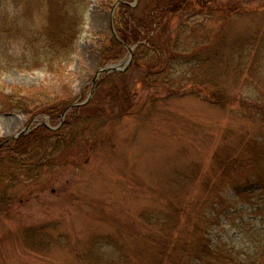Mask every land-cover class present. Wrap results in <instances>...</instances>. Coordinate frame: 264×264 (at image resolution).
<instances>
[{"label":"rangeland","instance_id":"374dc122","mask_svg":"<svg viewBox=\"0 0 264 264\" xmlns=\"http://www.w3.org/2000/svg\"><path fill=\"white\" fill-rule=\"evenodd\" d=\"M239 1L215 0V6ZM124 2L131 8L139 6L134 15L142 17L153 0ZM242 4V11L254 5L261 9L233 18L216 39V14L185 12L163 22L164 39L181 53L191 55L193 49L210 43L208 57L218 62H208L205 69L223 92H216L213 85L206 94L180 89L193 77L190 58L166 57L159 75L150 78L132 62L125 70L129 47L137 57L134 44H122L121 57L103 64L111 38L109 0H90L83 34L63 82L45 68L0 70V89L20 88L31 99L48 91L62 98L64 91V98L72 95L74 102H83L96 72L110 65L127 71L132 87L142 78L152 84L137 85L133 109L118 121L87 122L86 131L75 130L70 146L54 138L49 146L56 152L50 151L49 164L37 174L24 178L13 171L3 147L0 264H89L82 255L89 260L99 255L93 247L90 251L89 244L100 237L117 239L120 246H101L102 252L108 249L111 254L107 264L120 259L116 251L133 263L158 264L161 253L172 251L175 258L182 241L197 245L204 232L218 247L217 263L210 264H264V202L257 199L264 191L256 184L264 177V0ZM209 8L214 11L212 5ZM28 9L7 0L0 7V27L4 17L28 14L21 23L40 28V0H33ZM235 39L249 41L231 48ZM22 44L23 37L17 36L10 48ZM169 45L165 44L166 50ZM259 48L258 54L250 51ZM228 63L233 67L228 69ZM209 93L220 98L222 106L209 101ZM68 114L60 125L47 116L0 114V144L30 123L32 129L21 137L45 129L52 135L60 132L62 138ZM32 147L36 148L35 142ZM163 218L169 221L160 227ZM30 240L33 247L25 244ZM151 243L156 248H148Z\"/></svg>","mask_w":264,"mask_h":264},{"label":"trees","instance_id":"16d2710c","mask_svg":"<svg viewBox=\"0 0 264 264\" xmlns=\"http://www.w3.org/2000/svg\"><path fill=\"white\" fill-rule=\"evenodd\" d=\"M32 1L14 0V4L26 8L25 11H27L31 7ZM109 1H111L112 9L114 3L118 0ZM121 1L124 2V0ZM242 1H239L238 4L221 3L215 6V0H153L142 13V17H136L134 15L135 12L138 13L137 8L139 6L131 8L125 3H121L114 10L112 26L116 36L123 45L137 44V57H133L131 64L136 69L139 68L142 70L145 77L158 76L160 71L157 70L163 65L166 57L171 60L176 57L190 58L188 61H194L193 77L190 83L186 82L182 84L180 89L184 91L186 88H189L191 90L194 89L193 91L195 92L206 94L208 86L213 85L216 92H223L217 87L218 80L210 77L211 72H207L205 69V64L208 62V64L218 62L216 57L214 60L208 57L213 49L212 46V48L210 47L208 49L210 43H204V46H201L198 50L193 49L191 55L190 52L181 53L180 50L174 46H170L164 39V27L166 25L163 22L169 15L177 16L185 12H207L203 13V15L211 16L216 14L219 22L218 31L214 34V39H216L223 33L233 18L261 9V7L254 5L253 8L242 11ZM5 2L7 0H0V7ZM40 2L41 8H43L40 28L28 27L21 23L28 14L16 16L12 19H8L7 17L2 19L3 25L0 27V70L9 71L12 67L25 71L45 68L47 72L53 73L52 75L61 83L64 80V72L73 62L77 43L83 34L85 15L90 7V0H40ZM210 5L213 6V12L208 10L210 9ZM139 29H142L144 32L142 33ZM162 29L164 34L162 33L161 35L160 32ZM17 36L23 37V44L20 48L11 50L10 41L14 40ZM109 41L110 44L107 45L104 51L105 57H103V64L116 61L124 51V46L117 42L112 32ZM248 41L245 40L246 43H244L239 39H235L232 42L231 48L245 46ZM164 43L169 45L171 49L166 50ZM152 47L153 49H151ZM250 51L255 52L254 55L260 53V51L262 52L261 48L256 50L250 49ZM212 60L213 62H211ZM230 61L228 60V62ZM233 65V63H228L227 68L230 69ZM126 74L127 71L102 74L91 98L85 104L73 107L67 112L69 113L67 119L64 123L62 122V128L60 127L62 138H60V132L52 135L54 132L51 133V131L45 129H38L2 146L0 155L4 151V148H6L7 164L13 171L19 173L24 178L34 173L37 174L41 169H45L49 164L50 151H52V146L49 145H54V143H51L54 138L60 140L61 143H65L66 146H70L75 135V130L80 132L86 131L84 124L87 122L98 121L102 125H105L111 123L114 119L118 121L131 112L137 97V85L145 87V83L149 82L146 81V78H142L139 80V83H137L138 81L133 82L134 87H132L131 81ZM223 74H225V71ZM255 77L258 78L261 76L256 73ZM148 86L150 88L152 84L149 83ZM22 93L23 90L20 88H5L3 86L0 89V114L15 113L22 114L26 117L31 116L32 118L36 116H47L54 123L60 125L61 115L74 103L72 95L64 98V95L67 94L64 91L62 92V98L54 97L49 91L44 94L38 93V97L35 96L32 99ZM100 94L101 97L99 98ZM155 94L158 95L157 92ZM209 95L212 97L208 99L209 101L214 105L222 106L223 101H220V98H215V95L211 93L207 96ZM34 142L36 143L35 149L32 147ZM43 144H47V146H43ZM256 184L257 190L264 191V177L260 176ZM257 199L263 203L264 195L259 196ZM1 208L2 202L0 201ZM163 221L159 223L160 227L167 226L169 219L163 218ZM172 226L173 223L171 220L168 227L171 228ZM203 237L201 240H197V245L182 241L179 255L175 258L172 251L164 254L161 253L158 264H210L212 261L217 263V244H212V240L207 237V232H204ZM99 240L98 242L90 241L89 244L90 251L93 247V251L99 255H94L92 260H89L86 254L82 255L85 263L107 264L106 258L111 254L108 252V249L102 252L101 246L109 247L111 245H117V247H120L117 244V239H113V241L108 237H100ZM32 242L30 240L29 242H25V244L33 247ZM60 244L62 245V241ZM193 246L198 252H193ZM149 247L156 248V245L155 243H151ZM116 253L120 257L117 262L138 264L131 262L125 255L117 251ZM117 262L115 263L117 264Z\"/></svg>","mask_w":264,"mask_h":264},{"label":"water","instance_id":"95a60500","mask_svg":"<svg viewBox=\"0 0 264 264\" xmlns=\"http://www.w3.org/2000/svg\"><path fill=\"white\" fill-rule=\"evenodd\" d=\"M120 3H121V1H117V2L114 4L113 9H112V11H111V16H110V27H111V31H112V33H113V35H114V37L116 38L117 41H118V37L116 36V33L114 32V29H113V26H112V17H113L114 9H115L116 6H117L118 4H120ZM118 42H119V41H118ZM128 52H129V58H128V60H127V64H126V68H125V70L127 69V67L130 65V63H131V61H132L133 53H132L131 47L128 48ZM120 71H124V70L119 69L118 66H113V65L106 66V67H104V68L99 69V70L96 72V74H95V78L92 80V89H91V92H90L88 98H87L84 102H82V103L74 102L72 105H70V106L64 111V113L62 114L61 118H63L64 115H65L68 111H70V109H72L73 107H77V106L83 105L85 102H87V101L90 99V97L92 96V93H93V91H94V89H95V86H94V85H95V83H96V81H97V79H98V77H99L100 74H102V73H111V72H120ZM31 129H32V127H31V123H30L29 125H27V126H26V127L20 132V134H18L17 136H14V137H12V138L6 140V141H5L4 143H2V144H0V148H1L2 146H4L6 143H8L9 141H11V140H15V139H17L18 137L23 136L25 133H28Z\"/></svg>","mask_w":264,"mask_h":264}]
</instances>
